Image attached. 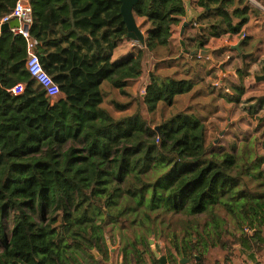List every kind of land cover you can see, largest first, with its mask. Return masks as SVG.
Segmentation results:
<instances>
[{
  "label": "trees",
  "instance_id": "1",
  "mask_svg": "<svg viewBox=\"0 0 264 264\" xmlns=\"http://www.w3.org/2000/svg\"><path fill=\"white\" fill-rule=\"evenodd\" d=\"M28 1L29 36L0 32V264H108L106 229L124 221V264L139 260V247L153 233L171 244L172 260L202 259L192 223L182 237L168 229L169 216L180 211L196 220L211 216L220 233L227 226L235 237L229 253L239 249L256 260L264 250V154L251 141L209 150L206 124L190 109L153 127L140 111H127L131 101L109 99L121 115L105 105V86L129 96L128 86L147 68L141 96L150 113L193 90L191 78L159 80L151 62L170 65V58L148 59L158 45H169L173 55L183 0H139L134 14L144 47L120 59L115 50L131 39L121 0ZM16 2L0 0V21ZM195 6L210 8L199 22L212 26L194 37L201 47L212 36L242 33L250 14L261 13L250 0H196ZM31 43L60 86L55 99L27 68ZM18 83L23 91L14 93ZM230 87L229 101L252 116L264 110V94L245 97L242 83Z\"/></svg>",
  "mask_w": 264,
  "mask_h": 264
},
{
  "label": "rangeland",
  "instance_id": "2",
  "mask_svg": "<svg viewBox=\"0 0 264 264\" xmlns=\"http://www.w3.org/2000/svg\"><path fill=\"white\" fill-rule=\"evenodd\" d=\"M259 1L261 3L263 2V0ZM250 2L251 5L260 9L258 7L259 3L256 0H250ZM260 11L262 12L261 9ZM256 16L257 15H255V17ZM252 21L251 28L254 29L256 33L254 35H261L264 31V22L259 19H252ZM224 35L225 34H223V36ZM255 41V38H251L252 45ZM255 45L256 46H253V49L255 50L256 55L252 60L260 58V63H264V45L262 40L257 42ZM141 47H144V44L138 42L135 44L134 49L128 53L136 51ZM233 50L234 49L229 50L231 53L230 55L235 56L236 52ZM179 53L180 47L177 48V54ZM224 58L225 57H222L218 61H221ZM148 59H151V55H149ZM172 62L174 63L175 61ZM164 64L166 63L161 62L160 65H155L154 68H157L156 71L158 73L159 80L172 76L176 78H189L188 70H190V65H193V63L189 62L187 56L182 58L179 63L181 66L176 67L175 69H167ZM240 64L241 59L239 57L236 61H227L225 65L229 66L228 70L231 69L232 71H235L236 66ZM151 65H153V62H151ZM216 65L217 66L214 70H216L217 75H215L212 80H208L207 84H197L195 90L190 93H184V96L177 95L173 104H160L154 113H150L147 106L143 103L141 95H144L146 91L145 82L142 84L141 81H133L130 83L128 90L131 94L129 96L121 94L116 88L112 89L109 86H105V89L108 91L105 105L114 109L113 112H115V115H121V111L115 109L109 99L115 98L121 101H131L132 105L127 111H140L142 116L153 127H156L162 119H167L178 111L190 109L191 111L198 113L206 124V145L209 150L232 149V145L237 146L240 149L248 141H251L254 149L257 152L264 154V110H262L258 116H252L247 113V111L242 109L241 105L238 103L229 101L226 96L235 94L230 86L238 83H242L247 88L245 97L264 94V81L256 82L253 75L261 70V64L252 65L249 70L247 68H244L242 71L239 70L237 77L232 79L228 78L225 83L229 85V90H227L224 87L225 85L220 82V79L223 80L225 75L223 76L221 74L222 72L219 67V62H217ZM146 70L147 72L145 73V76H148L147 78L149 80L148 73L150 68H147ZM198 75H201V73L199 72ZM216 80L217 83L214 84ZM203 90L204 92L205 90L209 92L205 95V97H201ZM219 96H221L223 100L217 102L216 99ZM198 218L200 220H196L195 217L192 218L184 211H180L176 215L172 214L169 216L170 225L168 229L170 231L176 230L180 232L182 228H186L187 230V225L192 223L194 230L190 229V231H192V235L195 237L196 241H198V248L203 256L202 259L200 258V262H203V264H232L233 258H237L239 251L232 250L233 252L229 253L232 247L228 245V243L232 242L235 237L226 231L225 227L227 226H224L222 233H220V231L215 227L211 216L205 217L201 214ZM228 228L232 230V225H228ZM127 229L126 221L115 226L107 227L105 234L107 236V240L103 245L102 252L107 254L108 264H124L123 247L128 242L124 240L123 237L129 236V234L127 233L128 235H126L125 232ZM159 229H161V227ZM182 234L183 233L180 232V237H182ZM147 239H149V242L147 241L145 245H141L139 247V249L142 250L141 254L138 255L139 260L134 259L133 257V260L131 261L132 264H158L155 260V256L152 254V247H156L159 249L161 254L168 256L169 261L172 260V256H169L170 254L168 252V245L170 246L171 244L163 241V238H160L159 233L147 234ZM150 239L152 240V243H150ZM225 243L226 246L224 245ZM127 246H129V244H127ZM180 259L181 257L176 256L171 263L184 264L180 262ZM89 261L91 263V259H89ZM191 262H193V264H198L196 257H191ZM86 264H89L88 260ZM167 264H169V262Z\"/></svg>",
  "mask_w": 264,
  "mask_h": 264
},
{
  "label": "crops",
  "instance_id": "3",
  "mask_svg": "<svg viewBox=\"0 0 264 264\" xmlns=\"http://www.w3.org/2000/svg\"><path fill=\"white\" fill-rule=\"evenodd\" d=\"M195 1L196 0H193L194 6H195ZM256 1L259 3L258 7L262 10V12L260 13V15H257L256 17H255V14L252 12L250 14V20H249L248 24L246 25V28H244V30H243V32L247 33V37H246L247 41H246L245 45L247 46V48H250V49H253V46H256L255 44L257 42L261 41V39L264 36V31L261 35L255 36L254 34H256V33H255L254 29L251 28L252 22H253L252 19H259L262 22H264V4H263L264 0L262 3L259 0H256ZM195 8L198 10H202L201 8H197L196 6H195ZM184 20H185V17H184ZM177 30H178V33H177ZM177 30L174 31V34H173L174 53L172 56L169 55V51H170L169 45H158L154 50H152V52H150L151 53L150 55H151L152 60H156V61H163V60L168 59V58H170L171 61H175L174 63L171 62L170 65L168 63L164 64V65H166L167 69H175L176 67H180L181 65L179 63L181 62L182 58L184 56H187L189 62L193 63V65H190L191 66L190 70H188V77L194 80L195 86H194L193 90H195L197 84H207L208 80H212L213 77L215 75H217L216 70H214V68L217 66L216 65L217 63L212 62L211 59L207 58L206 56L205 57L200 56L198 53L192 54L190 52H184V50L181 46V39L182 38L185 39L186 46L189 50H192L196 47L194 37L197 35V33H196L197 31L193 28V26L189 25L187 28H185L184 33L183 32L181 33V27ZM0 32H1V29H0ZM242 33L235 34V35H230L227 33V35H224L222 37H212L210 42L207 44L206 47L210 48V47H216V46H221V45L227 44L228 48L226 47L223 50V52L215 53L214 56L217 59H221L222 57L228 58L227 55L231 54L229 50L233 49V47L236 48V45L240 41H243ZM251 38L256 39V41L253 43V45L251 43ZM136 43L137 42L135 40H132V39H125L124 41H122V43L119 45V47L114 52V59H120L121 57L128 55L129 54L128 52H130L132 49H134V46ZM178 47H180V53L179 54H177V48ZM228 61H229V59H228ZM148 64H149V62H147V65ZM152 66L154 69L155 64L153 63ZM226 67H227L226 68L227 70L225 71V73H226L225 77L223 80L220 79V82L223 83V85H225L224 87L227 90H229V85L227 83H225V81H227L228 78L232 79L234 77H237V75L235 73L236 71H232L231 69H229L230 71L228 70V67H229L228 65H226ZM199 72L201 73V75H198ZM196 73H198V74H196ZM147 77L148 76L144 75L135 81L136 82L141 81V83H143V82L147 83L148 82ZM146 80H147V82H146ZM216 83H217V80L214 84H216ZM207 93H209L207 90H205V92L203 90V93H201V97H205V95ZM181 95H183V94H181ZM221 100H223V98L221 96L217 97V99H216L217 102H220ZM236 250L239 251V249H236ZM168 262H169V264H172L171 261L168 260ZM263 262H264V250L257 255L256 260L255 259L251 260L250 258H248L247 255L240 254V253H238L237 258H233V260H232V264H256V263H263Z\"/></svg>",
  "mask_w": 264,
  "mask_h": 264
},
{
  "label": "water",
  "instance_id": "4",
  "mask_svg": "<svg viewBox=\"0 0 264 264\" xmlns=\"http://www.w3.org/2000/svg\"><path fill=\"white\" fill-rule=\"evenodd\" d=\"M139 0H121V14L123 15V20L126 23L127 29H128V34L127 36L130 37L132 40L138 41L142 44L145 43V35L142 31V29L140 28L137 19L135 17L134 14V6L137 4ZM184 2V7L186 10V15H185V20L183 21L182 25H181V33L185 31V28H187L189 25L193 26V28L199 33L201 34L203 32V30L205 28H209L212 25L209 23H202L199 22V19L201 17L202 14H204V12H206L208 8H204L202 10H198L195 8V6L193 5V0H183ZM19 20L17 18L9 21V22H4L0 25V29L1 31L3 30H8L10 29V27L13 26H19ZM26 28L28 27L27 25L25 26ZM214 37V36H212ZM209 38L207 44L210 42L211 38ZM207 44L204 47L200 46V43L197 41V38H195V48L192 50H189L186 46V41L185 39H181V46L184 50V52H190L192 54H199L202 57H207L209 59H211L212 62L217 63L219 62V67L221 69V74L224 76L226 73L225 71L227 70L226 68V62L228 61L229 58H225L223 59V61L221 60L218 61L219 59H217L214 55L215 53H219V52H223V50L228 46L227 44L221 45V46H216V47H206ZM234 48V47H233ZM237 51H239V53L241 52V42H239L236 45ZM248 54L247 53H243V57L245 58ZM263 71H264V67H263ZM262 75L259 74H255V79L256 82H260V81H264V72H262ZM150 243H152V240L150 239ZM94 252L96 254L97 251L96 249H94ZM152 252L154 254V256L159 260L160 264H167L168 263V257L164 254H161V252L159 251V249H157L156 247H152ZM196 259L199 261L200 263V258L201 256L196 254ZM181 263L184 264H193V262H191V258L187 257H181L180 259Z\"/></svg>",
  "mask_w": 264,
  "mask_h": 264
},
{
  "label": "built area",
  "instance_id": "5",
  "mask_svg": "<svg viewBox=\"0 0 264 264\" xmlns=\"http://www.w3.org/2000/svg\"><path fill=\"white\" fill-rule=\"evenodd\" d=\"M15 18L19 20L20 24L19 26L10 27L9 30H11L15 34L21 33L28 37V30L33 20L32 7L28 0H17L15 7L2 18V20L0 21V25L4 22H9ZM26 25L28 26L27 28L25 27ZM246 36L247 33L243 32L242 39H244ZM30 46L31 50L29 51V56L26 62L27 68L30 71L32 77L44 87L47 92V95L50 96L52 99H55L61 95L60 86L53 79V77L44 69L39 53L33 50L32 48L34 45L31 43ZM23 88L24 85L22 83H18L14 87H12L11 90L14 93H20L23 91ZM256 264H264V262Z\"/></svg>",
  "mask_w": 264,
  "mask_h": 264
},
{
  "label": "flooded vegetation",
  "instance_id": "6",
  "mask_svg": "<svg viewBox=\"0 0 264 264\" xmlns=\"http://www.w3.org/2000/svg\"><path fill=\"white\" fill-rule=\"evenodd\" d=\"M246 37L243 39V41H240L241 42V49H242L241 52L242 53H239V51H237V49L233 48L234 49L233 51L236 52V54H235L236 57L233 56V55H227V57L229 58L230 61H236L237 58L240 57L241 64L236 66V69H235L236 75H238L239 70L242 71L244 68H247L249 70V68L252 67V65L261 64V70L259 72L253 74L254 78H255V74H259V75L263 74L262 72H264L263 71L264 63L263 62L260 63V61H259V60H261L260 58H257V59L255 58L254 60H252L255 57L256 53H255L254 49L247 48V46L245 45V43L247 41ZM261 40H262V43L264 45V36H263V38ZM244 52L248 54L245 58L243 57V53ZM249 72H251V71H249ZM197 263L200 264L201 262L199 263V261H198Z\"/></svg>",
  "mask_w": 264,
  "mask_h": 264
}]
</instances>
